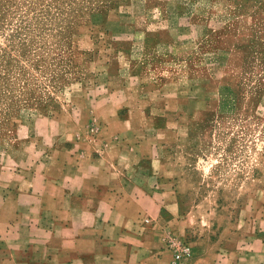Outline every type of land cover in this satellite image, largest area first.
Segmentation results:
<instances>
[{
    "label": "crops",
    "instance_id": "0c3cea01",
    "mask_svg": "<svg viewBox=\"0 0 264 264\" xmlns=\"http://www.w3.org/2000/svg\"><path fill=\"white\" fill-rule=\"evenodd\" d=\"M225 16L223 32H245L248 18L258 28V16ZM248 41L222 33L221 46L243 52ZM112 65L86 108L64 105L62 119L35 121L36 129L46 123L44 154L24 142L0 156V264H264L259 188L232 207L172 154L184 149L193 120L220 105L206 93L209 81L164 78L162 63L124 76L111 74ZM92 120L99 130L84 141L77 133ZM170 236L190 242L182 261L173 262Z\"/></svg>",
    "mask_w": 264,
    "mask_h": 264
},
{
    "label": "rangeland",
    "instance_id": "374dc122",
    "mask_svg": "<svg viewBox=\"0 0 264 264\" xmlns=\"http://www.w3.org/2000/svg\"><path fill=\"white\" fill-rule=\"evenodd\" d=\"M229 13L258 16V28L250 18L240 24L249 40L243 52L221 46L222 33L242 34L218 29ZM111 63V74L162 63L164 78L208 80L206 93L220 105L193 120L184 149L172 154L232 207L256 188L264 194V0H0V156L24 142L44 154L46 123L36 129L35 121L62 119L64 105L86 108L110 81ZM95 126L78 137L90 141Z\"/></svg>",
    "mask_w": 264,
    "mask_h": 264
},
{
    "label": "built area",
    "instance_id": "2783aa9c",
    "mask_svg": "<svg viewBox=\"0 0 264 264\" xmlns=\"http://www.w3.org/2000/svg\"><path fill=\"white\" fill-rule=\"evenodd\" d=\"M169 248L172 250L173 262L182 261L190 254L191 251L190 242L182 240L177 236L169 237Z\"/></svg>",
    "mask_w": 264,
    "mask_h": 264
}]
</instances>
